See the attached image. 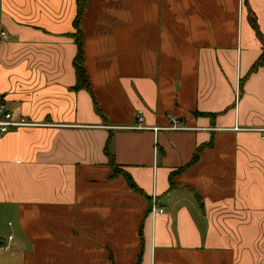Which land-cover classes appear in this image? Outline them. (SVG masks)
Masks as SVG:
<instances>
[{
    "label": "crops",
    "instance_id": "1",
    "mask_svg": "<svg viewBox=\"0 0 264 264\" xmlns=\"http://www.w3.org/2000/svg\"><path fill=\"white\" fill-rule=\"evenodd\" d=\"M75 16L0 0V264H264V0H89L90 92Z\"/></svg>",
    "mask_w": 264,
    "mask_h": 264
},
{
    "label": "trees",
    "instance_id": "2",
    "mask_svg": "<svg viewBox=\"0 0 264 264\" xmlns=\"http://www.w3.org/2000/svg\"><path fill=\"white\" fill-rule=\"evenodd\" d=\"M76 1V16L74 19V30L75 33L73 34V39L75 42V45L77 47V53L74 58V68H75V74H76V85L74 89H84L88 92H90L88 80L86 77V72L83 65V57H82V41H81V32H80V22L83 16L84 7L88 3L89 0H75ZM252 27L255 29V25L252 23ZM258 38H260L259 33H256ZM264 66V45L262 49L261 55L258 57V59L254 62V64L251 66L249 73H253L257 71L259 68ZM111 142V136H108V139L106 141L105 147H104V154L108 160V165L110 166L113 176L114 177H123L126 181L127 186L132 190L133 192L139 193L140 190L136 187V185L133 183L130 176L122 171L118 165L115 164L113 155L109 151V146ZM197 155L195 154L192 161H195Z\"/></svg>",
    "mask_w": 264,
    "mask_h": 264
},
{
    "label": "built area",
    "instance_id": "3",
    "mask_svg": "<svg viewBox=\"0 0 264 264\" xmlns=\"http://www.w3.org/2000/svg\"><path fill=\"white\" fill-rule=\"evenodd\" d=\"M144 119L142 116L141 111H139L136 115V124L130 127H127L129 130H135V131H145L149 130L150 128L145 127L142 125ZM35 125L33 123L28 122L26 119H24L21 116H15L14 112L8 110L4 104L0 102V137L7 133L10 130H15L19 128H25V127H34ZM153 131L158 130H187V128L184 127H177V125H172L171 128H153L151 129ZM257 132L260 135V138L264 140V129L257 130ZM151 213L154 215L156 214H162V209H151ZM13 245V235L9 234L6 237L0 239V253H8L11 251Z\"/></svg>",
    "mask_w": 264,
    "mask_h": 264
},
{
    "label": "rangeland",
    "instance_id": "4",
    "mask_svg": "<svg viewBox=\"0 0 264 264\" xmlns=\"http://www.w3.org/2000/svg\"><path fill=\"white\" fill-rule=\"evenodd\" d=\"M262 258V257H261Z\"/></svg>",
    "mask_w": 264,
    "mask_h": 264
}]
</instances>
